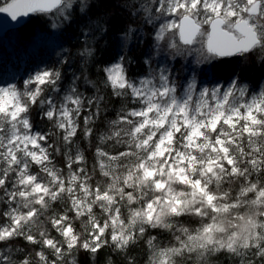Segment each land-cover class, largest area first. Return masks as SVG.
<instances>
[{"label":"snow or ice","instance_id":"6c2138e0","mask_svg":"<svg viewBox=\"0 0 264 264\" xmlns=\"http://www.w3.org/2000/svg\"><path fill=\"white\" fill-rule=\"evenodd\" d=\"M72 8L73 0H0L12 21L55 12L53 28L71 21ZM136 12L153 27L156 55L170 61H264V0H143ZM136 32L121 34L122 48ZM82 35L84 60L67 88L56 67L0 86V264H76L77 250L105 247L137 264L130 249L141 244L147 264H212L221 254L264 264V87L250 92L237 76L226 86L196 75L178 84L168 64L130 77L125 55L98 84L86 67L96 37ZM102 89L122 103L101 132ZM37 107L47 131L34 127ZM17 240L33 246L15 249L19 260L9 247Z\"/></svg>","mask_w":264,"mask_h":264},{"label":"trees","instance_id":"16d2710c","mask_svg":"<svg viewBox=\"0 0 264 264\" xmlns=\"http://www.w3.org/2000/svg\"><path fill=\"white\" fill-rule=\"evenodd\" d=\"M141 2L143 0H73L71 21L64 22L61 25L60 33L63 43L59 47L54 44L49 46V44L45 43L44 45H38L39 47L36 49H29L28 51L23 49L21 51L17 49L0 51V82L5 80H10V82L12 80L13 82L15 77L25 75L28 68L46 65L45 67H56L61 70V88L62 90L67 88L73 78V74H80L81 64L84 60L80 52L86 44L85 36L82 35L83 32H90L96 37L88 45L94 49V54L86 65L89 79L99 84L104 76L102 69L117 61L121 55H125V62L129 63L126 65L130 74L134 76L140 74V71L145 69L144 48L147 45L151 46L153 43L154 31L152 26L144 23L142 14L136 12V8ZM82 5H86L83 11H81ZM54 13H33L30 15L26 23L32 21V24H28L27 31L26 29L22 30L23 37L21 38L23 40L20 44H25L27 41L28 45L31 38L30 35L33 36V33L37 30L49 32V26L53 23L51 17ZM34 22L35 24H33ZM98 24L106 28L107 31L101 32L97 27ZM129 26L137 29V32L133 33L131 42L122 48L120 37L122 33L127 31ZM22 27L23 25L20 26V29L24 28ZM28 31H30L29 34L27 33ZM57 50H59V53ZM147 56L153 59L149 53ZM64 59L68 60L67 64L61 63ZM214 59L207 74L210 73L216 78L215 80H229L233 76H237L241 83L252 89H249V91L257 92L264 87V61L259 59L258 54L247 58L215 57ZM21 83V81L17 82V85ZM80 90L85 92L86 95H92L94 92L91 87L83 84H81ZM102 94L105 95L107 108L96 123L97 129L101 132L106 130V124L109 120L115 119L116 112L122 103L119 98L113 97L108 89H102ZM31 117L36 130L47 131L51 128L50 122L41 117L38 107L33 108ZM96 142L98 141L93 138V143ZM77 143L81 148L86 149L89 165H91L94 158L92 151L88 149V140L81 139L78 136ZM62 160V157H58V164L62 165ZM52 234L57 235L54 231ZM10 247L14 250L24 249L32 251L33 246L27 245L23 240H17L12 242ZM130 254L135 257L136 261L141 259L144 256L142 245L130 249ZM22 256V252H17L15 259L19 260ZM74 259L76 264H108L109 259L112 264H125L124 257L109 247L102 248L95 255L79 249L76 251ZM213 264H231V261L224 254H221L216 257Z\"/></svg>","mask_w":264,"mask_h":264},{"label":"rangeland","instance_id":"374dc122","mask_svg":"<svg viewBox=\"0 0 264 264\" xmlns=\"http://www.w3.org/2000/svg\"><path fill=\"white\" fill-rule=\"evenodd\" d=\"M51 17V16H50ZM60 19V17L54 13V15L51 17L52 22L54 21H58ZM27 21V20H26ZM25 21V23H26ZM23 24V29L19 28H15V29H10L8 31H6L3 35L0 36V51H5V50H19L21 51V49L28 51L29 49H36L39 46L38 45H44L49 44V46H51L52 44L56 45V46H60L63 42L62 40V35H61V25L60 27L57 28H53L52 26L50 27L49 32H45V31H40L37 30L33 33V36L30 35V41L28 38V45H27V41L25 42V44H20L22 43V38L23 34H22V30L27 31L28 29V24L31 23L32 21H28V23ZM35 24V22L33 23ZM30 31H28L27 33L29 34ZM151 42V41H150ZM21 46V47H20ZM25 48H24V47ZM20 47V49H18ZM51 51V49H50ZM59 53V50H57ZM144 52H145V58H144V65H145V69L140 71V74H136L131 75L129 70L127 69L128 75H130V77H139L144 75L146 72L150 71L151 69H155L159 64H168V66H170L173 69L174 75L176 76V80L178 84H182L185 80V77L188 75V77L190 78L191 75H196L198 79H202L204 81L205 84H208L209 81H216L210 73L207 74V72L209 71L211 64L214 62V58H212L208 63L206 64H201V65H197L196 64V58L195 56H188V57H181L178 58L174 61H170L168 60L164 55H160L157 56L156 53L154 52V41L153 43L150 45H147L144 48ZM148 53L153 57L152 61L150 58H148ZM146 60H150L151 61V68H149V65L145 63ZM116 62V61H115ZM114 63V62H112ZM112 63H110L109 65H111ZM127 65L129 64L127 61L125 62ZM107 65V66H109ZM126 65V67H127ZM46 65H38L35 66L34 68H28L25 72V75H21L18 77H15V79H13V82L11 80H5L3 82H0V86H6L8 84H12L15 83L17 84V82H22L24 79H26L30 74L34 73L36 70L38 69H42L45 68ZM193 69H196V72L193 73ZM220 83L224 84L225 86L228 84V82L230 81V79L225 80V79H220L218 80ZM249 88V87H248ZM250 90H252L251 88H249ZM250 92H255V91H250ZM152 234H157L155 232H153ZM160 239L164 242L167 243V240L165 239L164 236H161ZM143 249H144V256L141 259H138L137 264H147V258H148V251H147V246L144 244H141ZM11 245H9L10 247ZM4 245H0V248H4ZM13 258L15 259L17 257V252L14 250L13 253ZM228 258V257H227ZM216 257L213 258L212 260V264L214 263ZM231 261V264H235V261L232 260L231 258H229Z\"/></svg>","mask_w":264,"mask_h":264},{"label":"water","instance_id":"95a60500","mask_svg":"<svg viewBox=\"0 0 264 264\" xmlns=\"http://www.w3.org/2000/svg\"><path fill=\"white\" fill-rule=\"evenodd\" d=\"M32 14L33 13H31L30 15ZM29 16L22 17L18 21H12L10 17L7 16V14L0 13V36L10 29L19 28L20 26H22Z\"/></svg>","mask_w":264,"mask_h":264}]
</instances>
